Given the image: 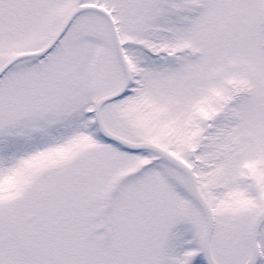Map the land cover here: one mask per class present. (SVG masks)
Segmentation results:
<instances>
[{
	"label": "snow or ice",
	"instance_id": "obj_1",
	"mask_svg": "<svg viewBox=\"0 0 264 264\" xmlns=\"http://www.w3.org/2000/svg\"><path fill=\"white\" fill-rule=\"evenodd\" d=\"M0 264H264V0H0Z\"/></svg>",
	"mask_w": 264,
	"mask_h": 264
}]
</instances>
